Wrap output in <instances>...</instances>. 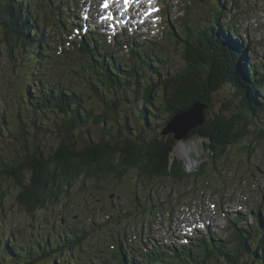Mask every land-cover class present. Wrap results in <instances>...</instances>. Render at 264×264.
<instances>
[{
  "label": "trees",
  "instance_id": "obj_1",
  "mask_svg": "<svg viewBox=\"0 0 264 264\" xmlns=\"http://www.w3.org/2000/svg\"><path fill=\"white\" fill-rule=\"evenodd\" d=\"M39 1L0 0V42L8 56L24 58L28 67L31 66L28 62L34 61L36 65L32 64L31 70L37 69L44 57H50L47 54L48 36H39L44 33L42 29L39 31L40 24L52 27L57 23V29L63 28L57 19L60 7L53 6L55 0ZM221 12L215 13V23H219L223 17L224 12ZM235 27L237 28H233ZM37 29V33L33 34ZM199 31L203 32L193 34L184 30L181 36H174L175 42L182 47L184 64L180 69L174 72L168 70L164 74L153 60L149 59L147 62L142 54L136 53L140 47H130V55L133 58L134 55L140 59L142 57V62L146 65L144 71H139L135 65L122 69L111 56L101 54L99 47L95 44L91 46L88 41L74 44L73 49L77 48L80 53L89 56L90 69L95 71L91 74L90 90L95 98L105 103V110L121 116L122 106L129 104L130 110L136 105L138 111L135 119L146 122L147 114L152 120L153 114L162 113L166 116V121L150 129L146 126L153 132L147 135L150 132H146L144 128L140 131L137 128L130 129L129 121L132 118L128 121L127 112L123 111L122 118L113 116L115 120L109 123V129L117 131L119 142H95L88 136L89 129L106 125L110 120L109 113L105 110L97 113L94 108H87L83 95L71 92L70 88L57 84L54 90L42 86L38 80L34 96L30 97L28 94L25 97L29 100L22 108L23 112L19 108L14 119L11 114L0 116V141L6 138V141L14 142L17 147L8 155L0 147V209H3L9 187L14 189L13 205L33 219L36 212L43 208L51 206L52 210L62 196L69 198L73 182L77 180L82 181L80 185L84 190L89 186L102 189L110 186L106 184L101 187L109 179L121 180L128 171L136 170L143 181L150 182L149 179L157 177L174 183L181 182L186 178V166L179 158L172 156L177 141L173 134H162V131L169 119L178 112L188 110L195 102L207 107L204 111L206 117L185 139H204L203 145L211 152L213 164L226 148L240 143L250 132L264 133V127H256L260 117L264 115V94L258 93L264 85V73L252 65H248L250 70L246 69L244 51L236 43H231L220 29L215 31L212 25ZM62 53L68 56V50H62ZM97 83L105 88V92L98 90ZM225 88L231 91L230 96L221 103V109L213 110L216 101L214 95ZM40 113H43L41 120H53L56 136L60 138L53 151H45L38 140L29 145L30 135L34 137L39 133H52L49 128L38 125ZM160 127L162 129L158 133ZM83 133L87 134L84 139ZM247 155L249 161L250 152ZM203 172L205 173V169L200 168V172L187 176L197 177ZM257 217L259 219L258 215ZM232 227L236 248L229 250L231 253L225 247L226 242H205L198 238L195 247L204 251L205 257L215 258L216 263L222 260L223 264H261V261L264 264V232L258 230L254 234L259 235L258 243L250 248L252 241L258 237L250 236L251 232L245 229L236 228L234 223ZM28 228H12L11 234L6 238L0 230V259L3 264L4 260L6 264H53L59 256L56 254L80 249L78 247L84 237V229L70 238L65 232L63 235L48 234L47 238L29 241L24 246L26 242L23 241L28 240V237L18 238L20 234L29 233L34 238L45 235L38 234V224H32V221ZM0 229H3L2 226ZM120 249L122 253H119L118 258L106 259L101 264H164L165 258L155 249L145 253L146 259L143 262L131 251L126 252L122 247ZM189 251L191 252L185 247L173 250L175 262L170 263L183 264L184 258L191 257ZM243 254L246 256L241 260ZM256 257L258 260H255ZM59 264L70 263L61 259Z\"/></svg>",
  "mask_w": 264,
  "mask_h": 264
},
{
  "label": "rangeland",
  "instance_id": "obj_2",
  "mask_svg": "<svg viewBox=\"0 0 264 264\" xmlns=\"http://www.w3.org/2000/svg\"><path fill=\"white\" fill-rule=\"evenodd\" d=\"M58 1L63 5L64 16L61 19L57 18L62 26L63 23L66 27L68 23L83 20L81 11L87 8L88 13L89 6L92 9L90 11L92 21L99 23L96 20V11H99V4L102 0H70L68 3L64 0H56L53 6H56ZM158 4L163 6V9L159 13L160 17H156L155 25L150 17L142 20V15L138 19L136 15L131 14L130 23L138 24L139 28L132 27L122 32H110L111 37L118 38L115 44L114 39L111 40L105 35L100 37L98 33L96 40L99 41V50L109 54L122 69H129L135 65L139 71H144L146 65L143 64L142 57L140 59L134 55L133 58L130 55V47H140L139 53H136L142 54L147 62L149 59L153 60V63L158 64L159 71L164 74L168 70L174 72L184 64L182 47L175 42V35H182L184 30H191L193 34H196V31L204 30L212 25L215 31L220 29L223 35H226L227 30H230L232 26H237L238 33L236 35L238 38L236 40L239 38L244 40L242 50L246 57V63L254 65L259 72L264 73V0H163L162 3L161 1L157 2L156 8ZM85 6L86 8H84ZM220 10L224 12L223 17L219 23H215V13ZM57 25L55 23L52 27L45 25L39 27V30H45H42L44 33L39 36H48L47 54L50 57H44L37 69L31 70L32 64L36 65L34 61H29L31 66L28 67L25 65L24 58L8 56L0 42L1 51L3 50L7 54L0 51V116L11 114L14 119L19 108L23 112L22 108L29 100L25 97L28 94L30 97L34 96L38 80L42 86L54 90L55 86L59 84L63 88H70L71 92L82 94L86 101V107L94 108L97 113L105 110V103L95 98L90 90L91 74H94L95 71L90 69L89 58L73 49L74 44H79L78 41H82L83 37H87L89 34L84 36L81 31L76 33L75 29L66 32L67 27L59 28V30ZM152 27H156V31H153ZM37 31L38 29L33 34H36ZM147 33L153 37L144 38L143 36ZM155 33H157L156 36ZM31 36L32 34L29 37ZM57 36L59 37L57 38ZM229 36L234 38L235 35L230 31ZM247 43L250 45L246 47ZM62 50L65 52L68 50L66 53L68 56H65ZM142 51L146 52L145 55ZM250 58L252 62L248 61ZM254 66L253 68H255ZM97 87L100 92H105V88L99 83H97ZM131 88L133 90L132 86ZM228 89H222L214 95L216 101L213 110L221 109V103L231 94ZM258 93L264 94V85L262 89L258 90ZM258 99L262 102L261 98ZM129 106L126 104L120 108L121 116L114 115L108 109L105 110L109 113L110 120L106 125L93 126L89 129L88 136L91 137V140L119 142L117 131L113 128L109 129L111 126L109 123L115 120L113 116L122 118L123 111L127 112L128 121L129 118H132L129 121L130 129L137 128L140 131L141 128H144L146 132H150L147 135L153 133L148 129L166 121V116L162 113L153 114L154 119L152 120L147 114L146 122L143 119H135L138 108L135 105L129 110ZM42 114L40 113L38 116L40 118L38 125L42 128H49L52 133H39L34 137L30 135L28 142L31 146L34 140H38V144L49 152L57 147L60 138L56 136L53 120H41ZM6 120L8 119L6 118ZM259 120L256 127L263 128L264 115ZM161 129L162 127L158 129V133ZM84 136L87 134L83 133V139ZM257 138L260 143L257 142ZM204 142L205 140L200 138L177 141L172 156L179 158L187 167L186 178L179 183H174L169 179L160 180L157 177L149 179L150 182L143 181L138 177L136 170L128 171L121 180L109 179L101 187L106 184L110 186L102 189L89 186L84 190L80 185L82 181L77 180L73 182L69 198L62 196L52 210L51 206L47 209L43 208L36 212L33 219L13 205L14 189L9 187L10 191L4 200L3 209H0V227L3 228L0 230L6 238L8 234H11L10 229L12 228L14 230L21 227L29 229L28 225L31 221L32 224H38V234L44 231L45 235L34 238L29 233L20 234L18 238L28 237V240L23 241L26 242L25 246L29 241L35 242L38 239L47 238L48 234L63 235L65 232V235L70 238L84 229V237L80 241L81 246L78 247L80 249L75 248L71 253L56 254L59 256L54 263L52 262L53 264H59L61 259L70 264H101L108 258H118L119 253H122L120 247L126 248L127 252L131 251L142 262L146 259L145 253L150 249H155L156 252L163 255L165 264H171L170 262H175V258L171 255L172 249H179L181 246L191 250V252L189 251L191 257L184 258L183 264H223L222 260L216 263L215 258L205 257L203 251L195 247L196 239L201 238L205 242H226V249L232 251L236 248L232 227V224L235 223L236 228H244L252 233H249L250 236L258 237L252 241L253 245L249 247L254 248L257 245L259 235L254 234L258 230L264 232V133L250 132V135L240 143L226 148L214 164L212 163V154L204 147ZM0 147L4 148L6 155L17 148L14 142L6 141V138L0 141ZM185 149L187 150L185 151ZM249 152L250 163L248 164L247 154ZM200 168H204L205 173L203 172L197 177L195 175L187 176L190 173L200 172ZM143 183L145 184L143 185ZM253 212L257 213L260 222L252 215ZM240 214L242 217L244 214L250 215V217L246 220L239 218L238 221L235 215ZM208 218L211 222L210 226H206L205 229L201 226L197 234H192V237L187 234L184 237L183 226L185 224L188 228L197 227L196 223L193 225L191 223L198 220L209 225ZM78 227L79 229H77ZM127 234L130 235L126 236ZM15 238L19 240L17 237ZM120 239L122 240L120 241ZM262 243L264 244V239ZM245 256L241 255V260ZM257 257L255 260H258ZM1 262L0 259V264ZM260 263L262 264V261ZM4 264H6L5 260ZM172 264H177V262Z\"/></svg>",
  "mask_w": 264,
  "mask_h": 264
},
{
  "label": "water",
  "instance_id": "obj_3",
  "mask_svg": "<svg viewBox=\"0 0 264 264\" xmlns=\"http://www.w3.org/2000/svg\"><path fill=\"white\" fill-rule=\"evenodd\" d=\"M206 106L195 102L184 112H179L167 123L162 134H173L176 141L185 139L188 133L200 126L205 119Z\"/></svg>",
  "mask_w": 264,
  "mask_h": 264
},
{
  "label": "bare ground",
  "instance_id": "obj_4",
  "mask_svg": "<svg viewBox=\"0 0 264 264\" xmlns=\"http://www.w3.org/2000/svg\"><path fill=\"white\" fill-rule=\"evenodd\" d=\"M151 3H152V5H153V7L156 8L155 6L157 5V1L153 0ZM138 6H140V5H138ZM88 9L91 11V10H92V9H91V6H89ZM130 9H135V6H130ZM124 13L127 15V14H128V11L125 10ZM129 20H130V19H126V22H127L128 24L132 25L133 23H130ZM40 25H41V24H40ZM232 28H233V27H232ZM235 28H236V27H235ZM42 30H43V29H42ZM39 31H40V30H39ZM76 39H78V38H76ZM246 39H247V38H246ZM248 41H249V40H248ZM78 42H79V41H78ZM82 42H83V41H82ZM70 43H71V42H70ZM74 43H75V42H74ZM80 43H81V41H80ZM76 44H77V43H76ZM78 47H79V46H78ZM82 48H83V47H82ZM76 50H77V48H76ZM76 50H75V51H76ZM80 50H82V49H80ZM77 51H78V50H77ZM71 53H72V52H71ZM72 54H73V53H72ZM251 62H252V61H251ZM254 63H255V62H254ZM127 68H128V67H127ZM104 77H105V76H104ZM96 78H98V77H96ZM99 80H100V78H99ZM106 84H107V83H106ZM204 115H205V114H204ZM205 117H206V116H205ZM173 136H174V135H173ZM186 150H187V149H185V151H186ZM147 184H148V183H147ZM141 186H142V185H141ZM199 191H200V189H199ZM201 191H202V190H201ZM200 193H201V192H200ZM202 194H203V193H202ZM127 196H128V195H127ZM153 198H154V197H153ZM180 198H181V196H180ZM167 199H168V198H167ZM181 201H182V200H181ZM121 202H122V201H121ZM203 202H204V201H203ZM177 205H178V204H177ZM170 208H172V207H170ZM176 210H177V209H176ZM179 210H180V209H179ZM179 210H178V211H179ZM168 213H169V211H168ZM173 213H174V212H173ZM180 213H181V212H180ZM115 214H116V213H115ZM174 214H175V213H174ZM164 215H165V214H164ZM164 215H163V216H164ZM166 215H167V214H166ZM170 215L172 216L171 213H170ZM246 215H247V214H246ZM172 217H173V216H172ZM249 217H250V215H249ZM249 217H248V218H249ZM167 219H169V218H167ZM236 220L239 221L238 218H236ZM53 228H54V227H53ZM72 228H73V227H72ZM72 228H71V229H72ZM43 229H44V228H43ZM73 229H74V228H73ZM77 229H79V227H78ZM51 230H52V228H51ZM122 230H123V229H122ZM122 230H121V232H120L121 234H122ZM139 230H140V229H139ZM89 231H90V230H89ZM89 231H88V232H89ZM140 231H142V230H140ZM140 231H139V232H140ZM146 231H147V230H146ZM43 232H44V231H42V233H43ZM86 232H87V231H86ZM46 233H47V232H46ZM146 233H147V232H146ZM203 233H204V232H203ZM43 234H45V233H43ZM55 234H56V233H55ZM46 235H47V234H46ZM128 235H130V234H127L126 236H128ZM54 236H55V235H54ZM122 236H123V235H122ZM200 236H201V235H200ZM86 237H87V236H86ZM55 238H57V237H55ZM202 238H203V237H202ZM206 238H207V236H206ZM209 238H210V237H209ZM59 239H60V238H59ZM130 239H131V238H130ZM200 239H201V238H200ZM121 240H122V239H120V241H121ZM196 240H197V239H196ZM62 241H63V240H62ZM113 241H115V240H113ZM113 241H112V242H113ZM124 241H125V240H124ZM144 241H145V240H144ZM193 241H194V240H193ZM206 241H207V239H206ZM59 242H60V241H59ZM122 242H123V241H122ZM123 243H124V242H123ZM192 243H193V242H192ZM88 245H89V244H88ZM150 245H151V244H150ZM152 245H153V244H152ZM170 245H171V244H170ZM191 245H192V244H191ZM122 246H123V245H122ZM127 246H128V245H127ZM155 246H156V245H155ZM192 246H194V245H192ZM139 247H141V246H139ZM145 247H146V246H145ZM174 247H175V246H174ZM123 248H124V247H123ZM148 248H149V247H148ZM186 248H187V247H186ZM125 249H126V248H125ZM173 249H174V248H173ZM183 249H184V248H183ZM119 250H120V249H119ZM164 250H165V249H164ZM177 250H178V249H177ZM192 250H193V249H192ZM116 251H117V250H116ZM121 251H122V250H121ZM126 252H127V251H126ZM170 252H171V251H170ZM177 252H178V251H177ZM203 252H204V251H203ZM203 252H202V253H203ZM164 253H165V252H164ZM179 253H180V252H179ZM205 253H206V252H205ZM126 255H127V254H126ZM126 255H125V256H126ZM103 256H104V255H103ZM166 256H167V254H166ZM166 256H165V257H166ZM169 256H170V255H169ZM175 256H176V255H175ZM175 256H174V257H175ZM113 257H114V256H113ZM120 257H121V256H120ZM128 257H129V256H128ZM107 258H108V257H107ZM111 258H112V257H111ZM108 259H109V258H108ZM113 259H114V258H113ZM158 259H159V258H158ZM110 260H112V259H110ZM159 260H160V259H159ZM163 260H164V259H163ZM172 260H173V259H172ZM108 262H110V261H108ZM115 262H116V261H115ZM167 262H168V260H167ZM149 263H150V261H149ZM147 264H148V263H147ZM164 264H165V263H164ZM171 264H172V263H171Z\"/></svg>",
  "mask_w": 264,
  "mask_h": 264
},
{
  "label": "snow or ice",
  "instance_id": "obj_5",
  "mask_svg": "<svg viewBox=\"0 0 264 264\" xmlns=\"http://www.w3.org/2000/svg\"><path fill=\"white\" fill-rule=\"evenodd\" d=\"M106 6V5H105Z\"/></svg>",
  "mask_w": 264,
  "mask_h": 264
}]
</instances>
